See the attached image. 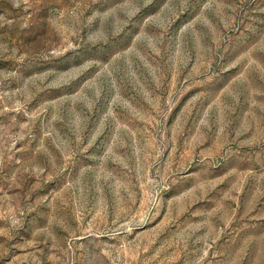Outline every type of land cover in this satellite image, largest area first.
I'll list each match as a JSON object with an SVG mask.
<instances>
[{
	"label": "rangeland",
	"instance_id": "obj_1",
	"mask_svg": "<svg viewBox=\"0 0 264 264\" xmlns=\"http://www.w3.org/2000/svg\"><path fill=\"white\" fill-rule=\"evenodd\" d=\"M0 264H264V0H0Z\"/></svg>",
	"mask_w": 264,
	"mask_h": 264
}]
</instances>
